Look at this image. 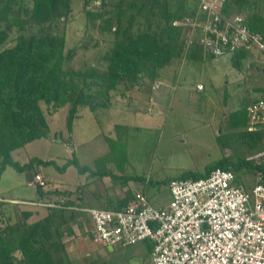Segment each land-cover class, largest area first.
Here are the masks:
<instances>
[{
    "label": "rangeland",
    "instance_id": "374dc122",
    "mask_svg": "<svg viewBox=\"0 0 264 264\" xmlns=\"http://www.w3.org/2000/svg\"><path fill=\"white\" fill-rule=\"evenodd\" d=\"M127 1L132 0L123 2ZM82 2L72 0L71 16L60 23L56 30L65 33V50L77 47L76 55L69 64L71 67L82 69L92 63L104 67L99 57L110 46L111 33L107 31L110 25L105 19L88 20ZM230 7L235 10L233 1ZM35 30L27 25L23 34L28 35ZM17 34L18 31L13 29L3 46L13 44ZM230 55L205 56L189 62V66L179 74L175 86L168 88L164 106H161L163 103L159 106L164 113L157 118H150L144 108L139 111L137 105L133 104L136 102L130 101L133 98H127L132 90L145 88L141 92L146 95L136 97L138 94H134L133 97L146 105L153 84L148 80L143 81V88L134 87L126 91L125 98L115 94L114 106L121 113L123 106L131 112H124L123 117L117 113L112 118L108 113L106 116L103 112L105 109L99 108L93 113L81 107L72 122L71 132L66 127L69 105L53 108V104L41 102L49 124L48 137L33 140L14 150L12 157L19 164V169L8 165L0 174V199L6 201L4 215L0 217L2 225L7 217L10 221H16L21 209L32 212L28 222L47 215V206L30 203L33 199H39L35 186L28 184L35 172L48 181L44 189L52 192L50 197L38 201L49 204L55 200H61L62 204L70 200L102 207L108 198L115 200L125 197L128 191L133 196L143 190L153 205L165 206L169 201V190L168 183L162 181L182 177L188 171L203 172L207 166L223 157L250 158L264 149L261 148L264 146V134L260 139L244 135L242 125L227 117L230 110L242 105L248 107L259 97H264L263 55L251 47L238 66L232 63ZM177 65L161 71V78L165 81L171 79ZM198 84L202 85L201 90L197 89ZM132 104L133 108L130 107ZM259 125L264 124H257L251 130L247 125V130L262 129ZM72 157H76L79 165L88 169L78 172L71 163ZM32 158L53 160L57 166L38 162L30 165L28 162ZM127 175L140 176L149 184L134 180L123 182ZM250 179L248 174L245 180L250 182ZM10 199H16L15 203ZM64 217V220H55L56 223H60L61 219L64 221L60 238L64 249L53 250L56 258H62V264H69L67 260L70 264H151L148 253L151 240L111 250L93 241L88 220L75 217L70 220L66 213ZM68 227L72 230L71 234L66 232Z\"/></svg>",
    "mask_w": 264,
    "mask_h": 264
},
{
    "label": "trees",
    "instance_id": "16d2710c",
    "mask_svg": "<svg viewBox=\"0 0 264 264\" xmlns=\"http://www.w3.org/2000/svg\"><path fill=\"white\" fill-rule=\"evenodd\" d=\"M92 1L82 2L86 18L90 21L105 19L110 25L107 30L111 33L110 46L99 57L105 66L92 63L74 69L69 64L77 47L65 50V33L56 30L71 16L72 0H0V174L8 165L19 169L12 157L14 150L48 137L49 124L41 102L51 103L53 108L68 104L66 127L71 132L72 122L81 107L93 113L99 108L105 109L103 112L107 116L115 92L124 97L126 91L140 87L143 81L160 79L161 71L171 68L174 63L177 65V61L180 63L186 56L188 27L175 24L181 21L182 15L173 10L174 0H99L98 5H93ZM232 1L238 12L251 7L249 0ZM246 21L252 30L264 32V14L252 12ZM27 25L36 30L23 34ZM13 29L18 31L14 43L3 46ZM245 53L243 49L233 52L232 63L238 66ZM247 112V106L242 105L230 110L227 117L242 125L244 135L260 139L264 125H259L262 129L256 131L247 130ZM34 162L57 166L53 160L39 158H32L28 164ZM71 163L80 173L88 169L79 165L76 157H72ZM216 167L232 169L239 182L248 174L254 179V172L263 165L246 157H223L203 172L188 171L182 177H203ZM128 180L149 184L140 176L127 175L123 182ZM50 192L41 191L43 198L50 197ZM139 192L146 194L143 190ZM132 197L128 191L121 199L108 198L102 208L118 209ZM60 201H51L57 205L48 206L47 215L33 222H28L32 212L25 209H21L16 221L7 217L2 225L0 220V264H62V258H56L53 250L64 249V243L60 241L64 221L61 219L56 223L55 220H64L65 213L70 220L78 218L83 212L68 206L88 205L70 200L62 204ZM5 202L0 200V217L4 215ZM66 232L71 234V228L68 227ZM152 248L153 244L149 245L148 253L151 254ZM67 263L70 264L68 260Z\"/></svg>",
    "mask_w": 264,
    "mask_h": 264
},
{
    "label": "built area",
    "instance_id": "2783aa9c",
    "mask_svg": "<svg viewBox=\"0 0 264 264\" xmlns=\"http://www.w3.org/2000/svg\"><path fill=\"white\" fill-rule=\"evenodd\" d=\"M197 2L194 15L175 22L188 27L187 45L198 42L213 57L255 47L262 53L264 64V32L252 30L238 14L228 15L223 10V0ZM92 4L98 5L99 0ZM247 111L248 129L264 124V97L251 103ZM250 159L263 165L250 182L245 177L238 182L232 169L220 167L195 179H170L165 206H155L147 194L137 192L118 209L68 208L88 215L92 223L89 233L96 243L114 246L151 240V264H264V149ZM28 184L41 189L47 186L38 173ZM30 203L57 205L33 200Z\"/></svg>",
    "mask_w": 264,
    "mask_h": 264
},
{
    "label": "crops",
    "instance_id": "0c3cea01",
    "mask_svg": "<svg viewBox=\"0 0 264 264\" xmlns=\"http://www.w3.org/2000/svg\"><path fill=\"white\" fill-rule=\"evenodd\" d=\"M224 1H225V3H223L222 7H223V10L228 15L238 14V15L242 16L241 14H243L242 17H244L245 20H246L252 14V12H257V13H259L261 15L264 14V0H249L251 7L250 8H247L246 10L241 11V12H238L236 7H235V10L230 7V3L232 2V0H223V2ZM172 5H173V10L175 12L179 13L180 15H182V17L185 16V15H194L195 12L198 9V2H197V0H174L172 2ZM239 13H241V14H239ZM194 35H195V37H197L199 35V31H196L194 33ZM250 48L251 47H249V48H241V49H243L246 52L245 54L247 55V53L249 52V49ZM205 56H210V55H208L206 52L203 51V49L201 48V46L198 45V42H195L191 46L190 45H187L186 56L177 65L178 68H177L176 72L175 73H172V75L170 76L171 79L167 80L168 81L167 82V81H165L164 78L163 79L160 78V79L155 80L153 82V84L150 87L151 90L149 89V91L152 94H151V97L148 99L149 101H148V103L146 105H143L142 104V100L138 101V98H134L133 97L134 94H138L136 97H138L139 95H146V93L141 92L143 90H146L145 88L143 90H136V91L135 90H132L131 91V94L128 95L127 98H130V97L133 98L130 101L136 102V103H133V104L134 105H137L136 107H137V109L139 108V111L141 109L143 110V108H144V110L147 111V114H148V116L150 118H153V116H155L154 118H157V116H160L162 114V112H163V111L161 112L159 106H160V103H163V105L161 104V106H164L165 97H166V95H168V88L169 89L170 88H173L172 85L175 86V81L177 82V78H178L179 74L180 73H183V71L185 70V68H187L189 66V64H188L189 62L196 61V60H199V59H202V58H206ZM231 57L232 56L230 55V58ZM135 87H137L139 89L143 88L142 85L140 87L139 86H135ZM116 93L117 92H115L113 94V97L111 99V102H110V105H109V108H108V112H107L108 113V116H111L112 118L117 113L120 114L119 115L120 117H121V115L123 117L125 113L131 112V111H127V108L125 106H123L122 113H121V111L117 107L114 106V103L115 102H114V99L113 98H116L115 97V94ZM119 96H121V95H119ZM124 98H125V96H124ZM127 103H129V102H127ZM133 104H132V106L130 105V107L133 108V106H134ZM157 106H158V108H157ZM154 111H158V112H154ZM35 173L40 174L39 172H35ZM44 180H46V179H44ZM46 182L48 183L47 180H46ZM36 190H37V193L39 195V199H43V196H42L43 194L41 193V191H46L48 189H41L40 188V190H39V188L37 187ZM121 198H123V197H118V199H121ZM3 199H5V198H3ZM39 199H33V201H38ZM87 199H89V198H87ZM10 201L13 202V203H15L16 199H10ZM77 219H82L83 221L88 220L89 221V224L92 227L91 219L88 217V215H86V214L79 215V217ZM85 230H86V228H85ZM104 245L107 246V248L108 249H111V250H114L115 248H118V246L119 247L120 246H124V245H114V246H112V245H109V244H104Z\"/></svg>",
    "mask_w": 264,
    "mask_h": 264
}]
</instances>
